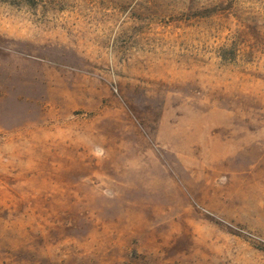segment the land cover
Listing matches in <instances>:
<instances>
[{
    "label": "rangeland",
    "instance_id": "rangeland-1",
    "mask_svg": "<svg viewBox=\"0 0 264 264\" xmlns=\"http://www.w3.org/2000/svg\"><path fill=\"white\" fill-rule=\"evenodd\" d=\"M0 264H264V0H0Z\"/></svg>",
    "mask_w": 264,
    "mask_h": 264
}]
</instances>
